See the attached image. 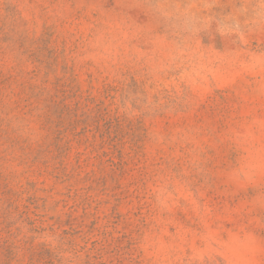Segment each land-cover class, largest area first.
Masks as SVG:
<instances>
[{
	"label": "rangeland",
	"instance_id": "obj_1",
	"mask_svg": "<svg viewBox=\"0 0 264 264\" xmlns=\"http://www.w3.org/2000/svg\"><path fill=\"white\" fill-rule=\"evenodd\" d=\"M0 264H264V0H0Z\"/></svg>",
	"mask_w": 264,
	"mask_h": 264
}]
</instances>
